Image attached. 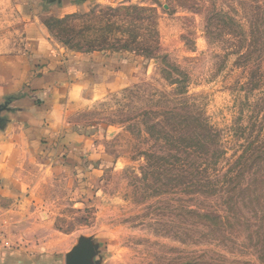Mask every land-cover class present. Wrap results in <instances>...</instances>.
<instances>
[{
  "label": "rangeland",
  "instance_id": "obj_1",
  "mask_svg": "<svg viewBox=\"0 0 264 264\" xmlns=\"http://www.w3.org/2000/svg\"><path fill=\"white\" fill-rule=\"evenodd\" d=\"M70 53L135 71L71 100L88 157L33 178L8 247L31 264H65L80 239L94 264H264V0H0V104Z\"/></svg>",
  "mask_w": 264,
  "mask_h": 264
},
{
  "label": "crops",
  "instance_id": "obj_2",
  "mask_svg": "<svg viewBox=\"0 0 264 264\" xmlns=\"http://www.w3.org/2000/svg\"><path fill=\"white\" fill-rule=\"evenodd\" d=\"M134 71L135 64L118 55L54 56L41 75L38 70L31 78L26 92L9 102L6 126L0 129V264H31L23 261L18 244L8 247L2 226L25 205L18 197L37 189L33 178L76 170L72 163L77 156L88 157L91 138L66 121L71 100L118 92Z\"/></svg>",
  "mask_w": 264,
  "mask_h": 264
},
{
  "label": "water",
  "instance_id": "obj_3",
  "mask_svg": "<svg viewBox=\"0 0 264 264\" xmlns=\"http://www.w3.org/2000/svg\"><path fill=\"white\" fill-rule=\"evenodd\" d=\"M59 1V0H58ZM79 2H89L95 0H77ZM8 102L0 104V129L5 125V118L2 117L3 112H8ZM95 255V247L90 239H80L77 246L66 255L65 264H94L91 262Z\"/></svg>",
  "mask_w": 264,
  "mask_h": 264
},
{
  "label": "trees",
  "instance_id": "obj_4",
  "mask_svg": "<svg viewBox=\"0 0 264 264\" xmlns=\"http://www.w3.org/2000/svg\"><path fill=\"white\" fill-rule=\"evenodd\" d=\"M13 100V97H8L7 102H11Z\"/></svg>",
  "mask_w": 264,
  "mask_h": 264
}]
</instances>
